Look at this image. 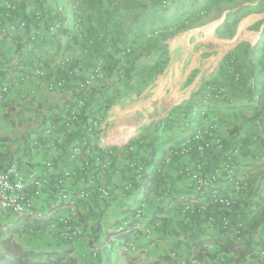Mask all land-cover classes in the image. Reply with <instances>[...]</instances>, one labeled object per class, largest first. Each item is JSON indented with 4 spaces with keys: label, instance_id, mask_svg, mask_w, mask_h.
<instances>
[{
    "label": "crops",
    "instance_id": "1",
    "mask_svg": "<svg viewBox=\"0 0 264 264\" xmlns=\"http://www.w3.org/2000/svg\"><path fill=\"white\" fill-rule=\"evenodd\" d=\"M15 1L0 0V83L13 82L9 94L0 101L2 170L16 166L26 176L39 175L45 170V162H51L56 171L79 170L85 159L90 160L87 154L90 148L103 151L113 147L116 153L112 167L97 176L90 197L79 201L84 238L63 242L48 234L43 225H25L18 221L21 225L16 227L25 232L15 233L13 241L26 249L62 253L68 264H175L179 261L264 264V254L261 255L264 227L249 236L255 252L241 262H236L233 254L219 252L216 245L208 246L200 259L194 258V245L199 241L218 236L233 241L230 232L212 223L213 216L218 219L225 214L232 224H238L264 203V19L252 11L256 5L264 9V0H229L220 4H211L208 0H173L168 14L174 10H190L184 17L191 24L182 29L170 27L161 31L159 37L149 39L146 35L152 32L148 29L142 35L129 34L127 27L133 14L126 16L120 11L107 24L104 55L95 49L96 35L90 33L92 28L99 31L100 23L117 4L113 0H100V6L92 8V0H88L82 27L78 29L73 19L68 18L63 25L66 32L58 36L61 49L49 50L31 62L19 58V52L24 57L32 47L26 32L14 26L3 13ZM70 3V0H50L43 10L54 13L60 6L68 10ZM199 10H204L206 16L195 20L192 17ZM102 33L98 32V36ZM151 39L155 40L149 46L142 44ZM129 44H133L136 53L147 50L146 64L156 66L165 57L162 71L148 70L140 75V58L134 65V76L126 78L130 62L123 66L117 59H121V50ZM103 56L110 61L105 78L88 83L96 57ZM38 71L43 75L38 76ZM209 83L225 88L226 93L204 108L200 125H215L214 132L223 138L228 151L240 148L241 153L234 157L236 173L249 183L248 192L237 195L227 178L218 180L215 189L234 199L232 208L225 212L219 208L201 212L206 197L193 189L188 177L178 175L181 168L197 160L210 169L220 161V155L199 158L194 153L192 157L164 162L168 148L185 136L179 131V118L173 120L170 115L184 106H201L202 91ZM50 84L55 85L51 90ZM81 99L84 106L78 109L76 104ZM103 106L105 113L96 132L87 135V125ZM73 112L78 115V122L72 121ZM161 124L165 125L164 130L160 129ZM87 138L90 142L85 148ZM138 139L152 142L153 154L151 158L148 155L140 158L149 171L148 180L129 188L132 173L124 147L130 142L138 144ZM75 182L79 188V181ZM98 190H106L109 195L102 197ZM165 190L171 196H166ZM47 196L50 195L42 190L37 195V203L49 199ZM187 204H192L194 209L189 219L184 212ZM140 207L143 215L137 219L134 214ZM135 224L151 227L150 238L145 237L144 229L136 231ZM120 226L123 232L118 234L115 229ZM127 232L129 239L124 240ZM110 237L116 242L106 248ZM130 239L137 251H121L119 243ZM96 247L98 252L94 254Z\"/></svg>",
    "mask_w": 264,
    "mask_h": 264
},
{
    "label": "built area",
    "instance_id": "2",
    "mask_svg": "<svg viewBox=\"0 0 264 264\" xmlns=\"http://www.w3.org/2000/svg\"><path fill=\"white\" fill-rule=\"evenodd\" d=\"M69 9L57 7L55 12L65 18L73 19L75 27L81 28L82 16L84 13L83 0H70ZM157 2L158 7L162 10L167 8L172 0H151ZM12 8V6H7ZM34 15L39 18L43 17L40 10L33 8ZM205 15V12L199 11L192 18H200ZM186 19V23H187ZM65 23V22H64ZM63 23V25H64ZM41 26L32 29L28 34L30 41H36L53 33L59 25H54L48 29ZM18 28L24 30V24L20 23ZM13 30V27H10ZM158 35L157 32L149 33L146 38ZM132 47H127L120 54L127 56L131 53ZM105 60L98 58L92 67L88 83L102 81L105 78ZM38 76H42V72H36ZM13 82L0 83V101L6 98L11 91ZM55 87L50 84L48 89ZM225 88L216 86L213 83L207 84L200 98L201 106L190 105L176 109L170 116L173 120L179 118V131L181 136L177 145L170 146L165 154L164 162H171L177 157H192L194 153L198 154L199 158L207 155L217 154L221 156L220 161L206 169L202 161L197 160L191 166H186L178 171L180 177H188L193 185V189L199 194L206 197L205 202L200 207L201 212H214L215 208H219L223 212L229 210L234 205V199L230 195L221 194L215 189V185L222 177L227 178L231 183V189L234 194H245L249 190L248 180L236 173V165L234 157L241 153L239 147L232 150H227L222 137L214 131L216 126L200 125V120L204 116V108L216 100L222 99L225 96ZM84 106V101L78 100L76 107L78 109ZM105 113V107H101L98 116L93 119L86 128L87 135H93L100 123L101 116ZM71 119L78 122V115L73 112ZM165 125L161 124L160 129L164 130ZM138 144L128 143L124 147V152L128 156L127 166L131 170V180L129 188L134 185H143L148 180L149 171L145 164L141 162V156H147V143L138 139ZM77 154L80 152L76 149ZM141 152V154H140ZM113 147H106L103 151L90 148L87 154L90 160L85 159L79 170L67 168L62 171H56L51 162H45V170L39 175H24L16 166H11L7 170H2L0 166V214L10 215L14 218H26L34 224H43L46 232L58 240L63 242H78L86 236L84 226L81 221V208L79 201H86L91 194L92 188L95 186V180L102 171L108 170L113 165L115 156ZM88 158V157H87ZM78 180L80 187H75V180ZM45 190L50 196L41 204L37 203V195ZM100 196H108L106 190H98ZM166 196H171L169 190L164 191ZM52 197V199H50ZM184 212L187 214V219L194 214L192 204H187L184 207ZM142 207L137 208L134 216L138 219L142 217ZM215 223L226 232L232 234L235 243H241L242 226L240 223L232 224L230 219L221 214L218 219L213 216L212 223ZM134 229H144L146 238L151 236V227L142 228L141 225L135 224ZM115 232L120 234L123 232V227H117ZM115 239L110 237L105 244L109 248ZM119 247L123 252L137 251V246L133 239L122 241ZM98 252V248H94V254ZM264 253H261L263 255ZM175 264H198L197 262L179 261Z\"/></svg>",
    "mask_w": 264,
    "mask_h": 264
},
{
    "label": "trees",
    "instance_id": "3",
    "mask_svg": "<svg viewBox=\"0 0 264 264\" xmlns=\"http://www.w3.org/2000/svg\"><path fill=\"white\" fill-rule=\"evenodd\" d=\"M47 1L50 0H17L13 2V9L5 8V10L3 11L8 20L17 28L20 23L24 24V31L27 34V38L28 34L32 29L41 26V22L42 27L46 29L54 25H59V27L56 28L53 33L39 40L30 41L28 38L27 41L32 44L30 51L24 57H22V54L19 52V58H21L22 60L25 59L26 62H31L38 59L49 50L61 49V44L58 40V36L63 35L66 32L65 30H63V23L65 22V18L57 12L52 13V11H44L43 6ZM112 2H115L117 6H115V8L109 14L106 15V19L102 23H100L99 31H96L95 28H92L90 33H95L96 35L95 49L100 55H104V33L107 30V24L114 17L120 15V11L125 12L126 16L133 14L131 22L127 27V32L129 34L132 32L140 34L146 29L150 30L152 33L157 32L159 34L161 31L163 32L165 30H168L170 27L177 25L178 21L183 18L185 14H187V12H184L186 11L185 9H181L174 10L165 16L164 13H167L169 11L171 3L167 8L162 10L158 7L157 2H152L151 0L149 8H146L148 6L138 0H113ZM100 4V0H92V2L90 3V7H98L100 6ZM33 8L40 10L43 14V17L37 18L34 15ZM144 10L147 11V14L143 13ZM138 11L142 13L138 15ZM98 32L103 33L101 34V36H98ZM163 38L165 39V37ZM126 48L127 47L124 46L121 52H123ZM119 51L120 49L118 50V52ZM146 51L147 50H145V52ZM134 52L135 51L132 48L130 54ZM135 62L136 61L130 62L128 71L125 76L128 79L132 77ZM165 64L166 58L163 57L162 61L158 65L150 68V70L161 72ZM89 142L90 138H87L86 142L84 143L85 148H88ZM151 146L152 142H149L146 145L148 150V158H151L153 154ZM14 221H16V224H19L18 221H22L21 224L36 225L27 220L26 218H17ZM240 224L242 226L241 244L235 243L234 240H229L227 237L223 236L202 240L194 245V258L200 259L201 255L207 253V248L210 245L218 246L219 252L235 255L236 262H241L248 256H252L255 250L249 236L251 235V233L259 229H263L264 227V203L257 209V211L252 216L247 219H244L240 222ZM37 225L40 226L41 224ZM11 226L12 228H9L11 231L2 240L4 252H0V264H68L66 256L62 253L41 252L33 249H26L18 245L13 241V236L18 228L15 225L13 226L12 224ZM129 236L130 234L129 232H127L123 235V239H129ZM211 257L214 258L215 255H212Z\"/></svg>",
    "mask_w": 264,
    "mask_h": 264
},
{
    "label": "rangeland",
    "instance_id": "4",
    "mask_svg": "<svg viewBox=\"0 0 264 264\" xmlns=\"http://www.w3.org/2000/svg\"><path fill=\"white\" fill-rule=\"evenodd\" d=\"M87 1L88 0H83V4H84V6H86L85 4L87 3ZM229 0H208V2L209 3H211V4H220V3H227ZM86 2V3H85ZM144 3H146L147 5H149V3L150 2H148V0H146V2H144ZM260 5H256L255 7H253L252 8V11H253V13L254 14H256L258 17H261V18H263L264 19V9H260V7H259ZM199 11H202V10H199ZM204 11V10H203ZM184 12H187V14H189L191 11L190 10H186V11H184ZM192 12H194V11H192ZM205 12V11H204ZM197 13H198V11H197ZM196 13V14H197ZM84 14V13H83ZM166 14H168V12L166 13ZM186 15V14H185ZM195 16V15H194ZM206 16V12H205V15L203 16V17H200V18H197V20L199 19H203L204 17ZM186 19H187V17H183V18H181L179 21H178V23H177V25H175V26H173V27H171L172 28V30H174L173 28H175V29H182V28H186V27H188L190 24H191V20L190 19H188L187 20V23H186ZM192 20H194V19H192ZM195 20H196V18H195ZM78 29H80V28H78ZM159 35V34H158ZM158 35H156V37L158 36ZM166 35V34H165ZM159 37V36H158ZM149 39V38H148ZM162 39H164V38H162ZM153 40H155V39H151V41H149V40H144L143 42H142V44L143 45H146V47L147 46H149V42H152ZM135 44V43H134ZM131 45H133V44H129V46H127V47H132ZM151 46V45H150ZM133 48V47H132ZM121 53V52H120ZM137 56V57H136ZM149 56V53H146L145 51H140L139 50V53H136V51L134 52V53H132V54H130V55H128V56H122L121 54H120V57H121V59L119 58V59H117V61L120 63V64H122L123 66L124 65H128L127 64V62H132V61H140V58L142 59L141 60V65H138L139 67L140 66H142V68L140 69V75H142V73L143 72H145V71H148V70H150V68H152L153 66L151 65V64H146V61H148V59H147V57ZM140 57V58H139ZM98 58H100V57H96V61H97V59ZM101 58H103L104 60H105V64H106V66L107 65H110V61H109V59H107V58H105V56H103V57H101ZM122 58H124V59H122ZM137 58V59H136ZM95 61V62H96ZM123 62H124V64H123ZM136 62H135V64H136ZM138 63V62H137ZM95 64V63H94ZM106 66H105V73H106ZM121 66V65H120ZM135 68V67H134ZM135 72V71H134ZM134 76V74L132 75V77ZM15 220V218L13 217V216H10V215H2V214H0V239H3V238H5L6 237V235L11 231L10 229H9V226L10 227H12L10 224H12L13 226L15 225V226H18V225H21V224H16V221H14ZM9 224V225H8ZM19 233V234H24V232H25V230H23L22 232H21V230L20 229H17V231H16V233ZM0 252L1 253H3L4 252V248H3V245H2V241H0Z\"/></svg>",
    "mask_w": 264,
    "mask_h": 264
}]
</instances>
